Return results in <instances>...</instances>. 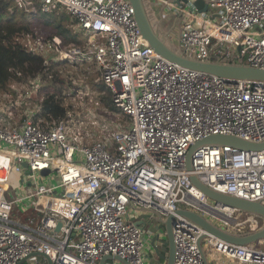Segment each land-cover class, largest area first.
<instances>
[{"label": "built area", "instance_id": "1", "mask_svg": "<svg viewBox=\"0 0 264 264\" xmlns=\"http://www.w3.org/2000/svg\"><path fill=\"white\" fill-rule=\"evenodd\" d=\"M11 1V10L36 12L38 2L42 11L63 10L76 22L86 35L83 44L41 33L28 37L29 47L64 60L66 71L93 65L126 119L115 124L107 145L72 132V112L49 127L31 118H0V264L32 253H44L52 264H100L107 255L149 264L150 246L144 229L128 218L130 210L173 215V264H216L207 260L204 242L231 260L220 264H264L262 238L234 244L177 213L195 211L232 234L260 229L258 217L210 199L191 176L214 191L264 204V148L201 145L191 155V170L186 155L210 135L264 142V83L226 82L162 57L141 35L129 0ZM168 6L181 18L184 56L264 69V0H207L206 12L191 4ZM36 86L31 80L30 91L18 92L30 98ZM52 172L56 182L38 183L37 174L50 178ZM25 178L21 195L12 194V179Z\"/></svg>", "mask_w": 264, "mask_h": 264}, {"label": "trees", "instance_id": "2", "mask_svg": "<svg viewBox=\"0 0 264 264\" xmlns=\"http://www.w3.org/2000/svg\"><path fill=\"white\" fill-rule=\"evenodd\" d=\"M35 4L37 10L33 13L19 7L11 10V0H0V91H8L14 97H22L16 87H11L10 84L35 80L36 89L30 94L35 107L32 109L33 106L25 105L23 108L26 110L21 111L26 112L21 114L16 123L31 118L33 123L49 127L55 122L70 119L69 113L74 106L67 103L68 95L77 96L82 86L76 83V75L71 66H68V71L61 69L60 65L66 64L64 60H57L54 54L47 57L30 48L28 37L44 32L42 34L45 38L57 35L64 42L83 44V41L77 38L79 32L75 29L76 22L65 11L44 12L38 2ZM63 20L67 22L65 25ZM34 23L41 24L42 28L48 27L49 31H37L33 28ZM77 67L87 84L95 89L97 97L90 107H98L99 129L93 131L92 135L108 145L109 133L116 123H122L126 117L114 105L110 88L97 80L99 71L93 65L90 66L93 69L91 72L86 65ZM244 228L248 230V227Z\"/></svg>", "mask_w": 264, "mask_h": 264}, {"label": "water", "instance_id": "3", "mask_svg": "<svg viewBox=\"0 0 264 264\" xmlns=\"http://www.w3.org/2000/svg\"><path fill=\"white\" fill-rule=\"evenodd\" d=\"M134 8V18L137 22L139 31L143 38L149 43V45L154 49L156 53L162 57L175 62L183 67H187L193 70L205 72L218 77H221L226 82H236L238 80H251L260 81L264 83V69L254 68L243 63H225L219 61H197L184 56L181 52H177L170 48L166 40L163 39L156 27L153 25L150 15L148 14L147 1L146 0H129ZM171 2L176 4H191L199 12H206L208 9L207 4L203 0H171ZM216 145L223 146L229 145L246 151H257L264 148V142L262 143H252L241 138L230 136V135H210L191 146L186 155V167L191 170V155L198 146L201 145ZM23 167H26V163H22ZM28 173V170L25 171ZM45 173V171H44ZM191 181L210 199L220 202L224 205L231 207H236L239 210L252 214L263 220L264 223V204L261 201H250L239 197H234L231 195L223 194L214 191L199 182L195 176H191ZM177 213L187 217L191 221L195 222L197 225L202 227L204 230L214 234L215 236L224 239L226 241L232 242L234 244H246L254 242L258 239L264 237V225L261 229L250 233L232 234L228 231L219 228L207 219L202 217L195 211L187 209H178ZM146 217H150V214H145ZM157 225L150 229L152 236L149 241L151 254L149 255V264H173L174 260V240L172 234V223L174 220L173 215H169L162 218L161 215L153 216ZM137 226L144 229V223L142 221L135 222ZM160 225L164 229H160ZM60 224H58L56 230L59 229ZM200 246V240H199ZM42 256L47 264H52L49 256L44 253H32L26 258L21 259L17 264H21L23 261L32 256ZM204 256V254H203ZM110 260L118 264H129V262L117 255H107L102 257L100 264H104L105 261Z\"/></svg>", "mask_w": 264, "mask_h": 264}, {"label": "rangeland", "instance_id": "4", "mask_svg": "<svg viewBox=\"0 0 264 264\" xmlns=\"http://www.w3.org/2000/svg\"><path fill=\"white\" fill-rule=\"evenodd\" d=\"M13 9V7H12ZM27 11L29 12H35V10H33L31 7L27 8ZM48 18V17H46ZM67 22L63 20V24L65 25ZM33 28L39 30L40 32L42 31H46L48 32V27L46 28H42V25L39 23H34L33 24ZM76 31V30H75ZM78 31V30H77ZM78 35L77 38L80 39V41H83L86 39V35H84L81 31H78ZM44 33V32H42ZM33 43V41L31 42ZM52 54L49 53L46 56L50 57ZM93 69H89V71L91 72ZM75 72L76 75V83L80 84L82 87L79 89L78 91V95L77 96H71L68 95V102L67 103H71L74 108L72 110V117H71V123L69 125V128L72 129V132H80V133H89L92 134L91 131L94 130L95 126H96V120L95 117L98 116L99 114V110L98 107H94L92 109H89L91 105H93L97 99L96 94H95V89H92L87 82L85 81V78L83 77L84 75L80 72V70L78 68H75L73 70ZM31 80H29L28 82H20V83H12L10 84L11 87H16L17 90H19L20 93H24L25 91L28 92L30 91L31 88L26 87V85L28 83H30ZM25 92V93H26ZM6 93V97H3V95ZM3 94V95H2ZM7 98V100H6ZM12 98H15L14 100ZM22 100H19L21 99ZM14 97L13 95H9L8 91H0V109L3 108L6 109V111L9 112V114H0V118H2V120L6 119L5 122H11V119H14L15 121L21 116L22 113L26 112V111H21V110H26L25 105L27 106H33L32 109H34L35 107V103L34 101H32L29 97H28V93L26 95H24L23 97ZM4 101V102H2ZM22 102V103H20ZM14 107V108H13ZM18 107V108H17ZM89 107V108H88ZM16 110V112L14 111ZM20 111V112H17ZM98 128H95V130H97ZM49 177H42L41 174H37V180L38 183H48L49 181L51 182H56L57 181V174H55V172H52L49 174ZM50 179V180H49ZM25 180H27L26 178L22 181L19 182L16 179H12L11 183H10V191L12 194H14L15 196H19L21 195V188L25 187L26 184L24 183ZM30 185V183H29ZM7 198V196H5ZM244 217H246V214H244ZM259 228L261 229L262 226L264 225L263 220L261 219L259 222ZM247 227V226H246ZM161 229H164L163 226ZM246 228L241 229V231H245ZM148 233V232H147ZM262 240L264 241V237L262 238ZM203 250L205 252V256L207 258V260L209 262H213L216 264H220L222 261H224L225 263H230L231 260L229 259L228 256L226 255H221L217 252H215L212 248H210L205 242L203 243Z\"/></svg>", "mask_w": 264, "mask_h": 264}, {"label": "crops", "instance_id": "5", "mask_svg": "<svg viewBox=\"0 0 264 264\" xmlns=\"http://www.w3.org/2000/svg\"><path fill=\"white\" fill-rule=\"evenodd\" d=\"M148 14L150 15L153 25L159 32V35L166 40L170 48L177 52H181V47L179 44V30L181 25V18L179 14L172 12L168 4L173 3L171 0H146ZM207 4V0H203ZM144 212L137 210H130L128 213V218L134 222L142 221L144 223V238L146 244H149L152 233L150 229L157 225L154 215L150 214V217H146ZM149 214V213H148ZM162 225H160V229ZM164 228V227H163ZM148 232V233H147ZM150 246V245H149ZM151 254V251H150ZM42 264H47L46 260L39 255L34 256ZM29 257L21 264H30ZM101 261V260H100ZM116 264L113 261L107 260L104 264Z\"/></svg>", "mask_w": 264, "mask_h": 264}]
</instances>
